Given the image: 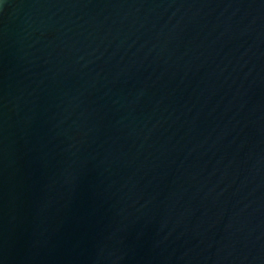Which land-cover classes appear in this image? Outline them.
<instances>
[{
  "label": "water",
  "instance_id": "water-1",
  "mask_svg": "<svg viewBox=\"0 0 264 264\" xmlns=\"http://www.w3.org/2000/svg\"><path fill=\"white\" fill-rule=\"evenodd\" d=\"M0 264H264V0H0Z\"/></svg>",
  "mask_w": 264,
  "mask_h": 264
}]
</instances>
